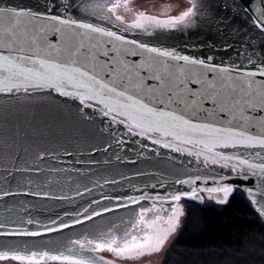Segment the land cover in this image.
I'll list each match as a JSON object with an SVG mask.
<instances>
[{
  "label": "snow or ice",
  "instance_id": "snow-or-ice-1",
  "mask_svg": "<svg viewBox=\"0 0 264 264\" xmlns=\"http://www.w3.org/2000/svg\"><path fill=\"white\" fill-rule=\"evenodd\" d=\"M48 3L62 8L64 15L54 14L50 8L40 12L0 6V94L15 98L23 94L24 99H36L39 94L58 105L78 102L75 107L80 120L99 119L110 135L122 131L140 137L131 143L141 148L148 147L144 140L150 141L159 146L150 149L153 156L160 155L159 149H168L193 156L205 167L218 165L223 171L214 178V187H200V176H177L170 183L157 179V183H145L133 191L102 193L99 200L65 211L67 220L56 218L45 224L29 217L11 230L0 225V237L4 238L45 237L73 230L62 248L41 247L42 241L36 240L0 243V264H141L142 258L164 250L183 215L182 200H203L201 193H207L209 199L225 204L237 184L219 181L232 176L238 181L257 178L259 197L251 189L248 192L264 217V56L253 53L224 66L208 62L211 57L199 59L126 35L153 37L187 27L201 12L200 0H177L155 14L138 9L133 0ZM73 9L78 13L75 17L70 14ZM250 20L264 34V0L252 11ZM69 35L74 43H69ZM193 68L198 72L193 73ZM200 113L205 119H194ZM237 120L240 126L234 127ZM116 125L123 129L113 127ZM123 135L116 139L118 145L124 144ZM110 147L111 143L95 150L107 152ZM65 154L72 155L67 149ZM47 155V150L39 151L36 159L43 161ZM90 162L98 163L94 158ZM14 169L30 170L15 165ZM33 170L40 171L38 166ZM203 179L207 185V177ZM105 182L119 183L114 178ZM96 186L102 187L99 181ZM158 187L164 193L153 195L152 190ZM85 191L91 189L85 186ZM102 200L109 203L102 204ZM119 209L128 211L115 219L105 215H115Z\"/></svg>",
  "mask_w": 264,
  "mask_h": 264
},
{
  "label": "water",
  "instance_id": "water-1",
  "mask_svg": "<svg viewBox=\"0 0 264 264\" xmlns=\"http://www.w3.org/2000/svg\"><path fill=\"white\" fill-rule=\"evenodd\" d=\"M63 2L64 0H57V5ZM200 3V14L187 27L167 30L153 37L142 33L136 36L126 35L129 39L138 38L153 46L175 49L181 54L199 59L207 60L211 57L208 62L224 66L243 61L246 55L253 53L264 56V34H261L250 20L252 11L260 6V0H200ZM0 6L29 7L40 12L50 8L54 14L64 15L62 8L50 5L48 0H0ZM70 14L74 17L78 15L74 9ZM2 32L3 26L0 25V34ZM67 39L69 43H74L70 35ZM192 72H198V69L193 68ZM123 85L127 86L128 81L124 80ZM130 90L135 94L134 89ZM76 103L78 102L70 101L67 105H58L52 100L40 98L39 94L36 99H24L23 94H20V98L0 94V225L3 229L11 230L21 226L29 217L45 224H50V221L56 218L67 220L69 217L64 215L65 211L80 209L92 199L99 200L102 193L116 195L133 191L145 183H157V179L170 183L177 176H200L202 179L197 181L200 187L216 186L214 178L223 171L218 165L205 167L193 156L186 153L181 155L168 149H159L160 155L153 156L150 149L159 146L152 145L150 141L144 140L143 143L148 147L141 148L140 144L131 143L134 139L140 140V137H129L123 135L122 131L110 135L99 119L87 122L80 120L76 115ZM172 107L179 111L175 105ZM194 119L203 120L205 117L200 113ZM207 119L215 121L216 118ZM233 126H240V121H234ZM113 127L123 129L121 125ZM102 128L104 131H101ZM122 135L124 144L118 145L116 139ZM109 143L112 147L108 148L107 152L95 150L103 149ZM65 149L72 155H66ZM44 150L48 151L45 160H37L36 153ZM117 156L120 157L119 160ZM93 158L98 163L90 162ZM14 165L30 170L17 172ZM37 166L39 172L33 170ZM141 172L148 175H137ZM204 177H207V185L204 183ZM113 178L119 183L114 185L105 182ZM97 181L102 187L96 186ZM219 182L237 184L236 190L243 191L251 204L252 198L248 189L257 197L260 195L261 184L257 182L256 177L238 181L232 176ZM121 184L123 188L119 186ZM85 186L91 191H85ZM180 187L187 190L186 186ZM5 191L19 194L4 196ZM77 192L81 195H77ZM156 192L163 194L164 189L158 187L152 190L153 195ZM201 195L205 197L207 193ZM214 201L221 204L215 199ZM101 203L109 202L102 200ZM142 203L147 205L151 202ZM134 207L138 208L139 205ZM252 207L259 213L258 205L252 204ZM127 211L119 209L115 215H105L115 219L117 216H124ZM72 235V229H65L63 233H48L45 237H0V243L36 240L42 241L41 247L56 249L62 248L63 243Z\"/></svg>",
  "mask_w": 264,
  "mask_h": 264
},
{
  "label": "trees",
  "instance_id": "trees-1",
  "mask_svg": "<svg viewBox=\"0 0 264 264\" xmlns=\"http://www.w3.org/2000/svg\"><path fill=\"white\" fill-rule=\"evenodd\" d=\"M264 219L237 189L226 204L187 201L162 264H264Z\"/></svg>",
  "mask_w": 264,
  "mask_h": 264
},
{
  "label": "rangeland",
  "instance_id": "rangeland-1",
  "mask_svg": "<svg viewBox=\"0 0 264 264\" xmlns=\"http://www.w3.org/2000/svg\"><path fill=\"white\" fill-rule=\"evenodd\" d=\"M133 2L138 9L147 10V11L155 14L159 11V9L163 5L168 4V3L175 4L177 2V0H133ZM180 2L181 3H187V0H180ZM187 201H191V200H182L181 201V207L183 208V215L180 219V223H179L176 231L169 237L168 242L166 243L164 250L161 251L160 253L154 254L151 257L142 258L141 264H162L167 250L170 248V246L175 241L176 237L178 236V234L180 232V229L182 226V221H183V218L185 217V205H186ZM194 202H196L200 205H222V204H217L214 201V199H209L207 196H205L203 200L194 201Z\"/></svg>",
  "mask_w": 264,
  "mask_h": 264
},
{
  "label": "bare ground",
  "instance_id": "bare-ground-1",
  "mask_svg": "<svg viewBox=\"0 0 264 264\" xmlns=\"http://www.w3.org/2000/svg\"><path fill=\"white\" fill-rule=\"evenodd\" d=\"M207 197H208V196H207ZM182 209H183V208H182ZM181 217H182V216H181ZM181 217H180V219H181ZM179 223H180V222H179ZM176 229H177V228H176ZM172 234H173V233H172ZM172 234H171V235H172Z\"/></svg>",
  "mask_w": 264,
  "mask_h": 264
}]
</instances>
